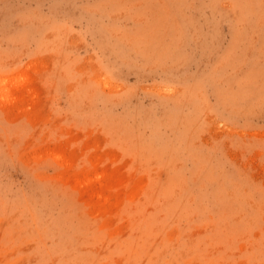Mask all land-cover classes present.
Listing matches in <instances>:
<instances>
[{"label": "rangeland", "instance_id": "1", "mask_svg": "<svg viewBox=\"0 0 264 264\" xmlns=\"http://www.w3.org/2000/svg\"><path fill=\"white\" fill-rule=\"evenodd\" d=\"M0 264H264V0H0Z\"/></svg>", "mask_w": 264, "mask_h": 264}]
</instances>
